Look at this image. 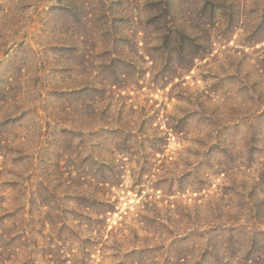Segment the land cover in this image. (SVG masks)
Instances as JSON below:
<instances>
[{"label":"rangeland","instance_id":"374dc122","mask_svg":"<svg viewBox=\"0 0 264 264\" xmlns=\"http://www.w3.org/2000/svg\"><path fill=\"white\" fill-rule=\"evenodd\" d=\"M8 211L6 264H264V0H0Z\"/></svg>","mask_w":264,"mask_h":264},{"label":"trees","instance_id":"16d2710c","mask_svg":"<svg viewBox=\"0 0 264 264\" xmlns=\"http://www.w3.org/2000/svg\"><path fill=\"white\" fill-rule=\"evenodd\" d=\"M101 203H104V202L103 201H99V204H101ZM15 215H17V212H11V211H8L7 213H5L3 215L1 214L0 215V225H4V224L10 222L14 218ZM0 231H2V230L0 229ZM27 233H28L27 229H25V230H23V229L22 230L21 229H16L13 232V234H11L8 231L7 232H4L2 234V237H5L6 236V237L9 238L10 241H14V240H20L21 241V240H23V238H27L29 240V237L27 236ZM22 244L26 245L25 243H22ZM6 247L9 248L10 245L7 244ZM24 247L25 246H23L22 248H24ZM38 247L40 248L39 245H38ZM16 249H18V248H16ZM6 254H9L10 255V252H5L4 250H0V264H6L7 263L8 259L3 257ZM15 263H17V264H31V260H30V257L27 254V257L25 258V260L20 261L18 259V260H15L13 264H15ZM56 264H59V262H56Z\"/></svg>","mask_w":264,"mask_h":264}]
</instances>
